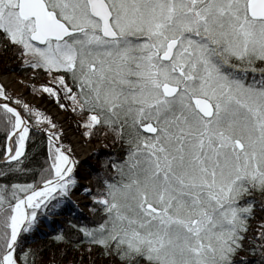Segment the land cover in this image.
Instances as JSON below:
<instances>
[{"label":"snow or ice","instance_id":"1","mask_svg":"<svg viewBox=\"0 0 264 264\" xmlns=\"http://www.w3.org/2000/svg\"><path fill=\"white\" fill-rule=\"evenodd\" d=\"M0 264H264V0H0Z\"/></svg>","mask_w":264,"mask_h":264},{"label":"rangeland","instance_id":"2","mask_svg":"<svg viewBox=\"0 0 264 264\" xmlns=\"http://www.w3.org/2000/svg\"><path fill=\"white\" fill-rule=\"evenodd\" d=\"M12 84H9V88L11 89L12 88ZM23 86L21 85V86H17V87H15V92H21V88H22ZM27 99H29V100H32V102L33 103H36V104H38L39 106H41L42 108H45V109H48L49 111H52V110H56L55 109V106L54 105H52V104H50V103H48V102H45L44 100H41V99H39V98H33L32 96H27L26 97ZM86 147V146H85Z\"/></svg>","mask_w":264,"mask_h":264},{"label":"bare ground","instance_id":"3","mask_svg":"<svg viewBox=\"0 0 264 264\" xmlns=\"http://www.w3.org/2000/svg\"><path fill=\"white\" fill-rule=\"evenodd\" d=\"M51 112H53L54 114H57L58 115V113L56 112V110H52ZM78 152H80V154L81 155H83V152L81 151V149H80V146H78ZM73 211H75L74 209H73Z\"/></svg>","mask_w":264,"mask_h":264},{"label":"trees","instance_id":"4","mask_svg":"<svg viewBox=\"0 0 264 264\" xmlns=\"http://www.w3.org/2000/svg\"><path fill=\"white\" fill-rule=\"evenodd\" d=\"M16 75H20V73H16ZM43 78V77H42ZM31 147V145H29V148ZM67 213H65L66 215ZM76 214V211H73V215ZM82 218V217H81ZM49 252H51V249H49ZM71 255V254H70ZM45 258H47V253L45 254Z\"/></svg>","mask_w":264,"mask_h":264}]
</instances>
